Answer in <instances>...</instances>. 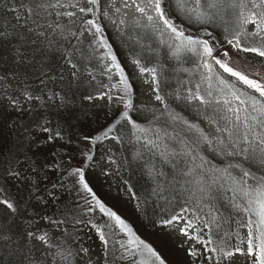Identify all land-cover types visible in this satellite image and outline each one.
Here are the masks:
<instances>
[{
  "label": "rangeland",
  "instance_id": "1",
  "mask_svg": "<svg viewBox=\"0 0 264 264\" xmlns=\"http://www.w3.org/2000/svg\"><path fill=\"white\" fill-rule=\"evenodd\" d=\"M46 3L55 5L57 0ZM207 3L201 0L200 10L214 13ZM163 4L186 36L210 39L215 44L214 55L227 49L245 63L264 68V58L227 44L228 29L235 21L229 11L223 18L214 16L202 23L179 11L176 0H163ZM29 6L30 0H0V188L7 190L18 209L13 212L0 206V264H140L148 259L146 252L133 256L116 243L129 247L131 238L94 207L91 195L74 174L78 168L97 198L116 211L166 264H252L251 258L239 254L223 260L182 235L181 224L165 226L162 221L182 215L195 221L205 239H219L228 232L229 250L246 248L241 239L247 229L239 225L247 217L230 203L232 193L226 189L231 182L223 189L214 187L209 200L196 181L209 180L212 173L205 169H223L229 164L264 175L259 159V148L264 146L254 142L257 151L250 159L246 154L226 156L219 150L218 139L247 147L244 135L252 140L264 128L256 124L250 130L234 117L231 124L221 118L232 113L216 100L231 97L219 91L216 77L248 95L258 94L208 58L213 65V95L207 97L208 83L203 77L208 73L201 59L187 51L174 54L178 42L171 34L162 25L147 26L146 18L134 8H125L122 0H101L95 17L78 8L59 6L40 9V17H33L28 14ZM81 6L89 5L82 0ZM193 6L189 0L188 7ZM93 18L130 85L125 97L131 99L130 110L116 99L123 95L119 70L112 67L111 58L104 55L107 49L97 46L94 30L85 24ZM245 27L252 29V25ZM141 67L154 69V75L142 73ZM114 84L118 87L113 88ZM197 85L211 106L186 99L197 91ZM124 111L129 113L128 120L121 117ZM173 114L179 119L173 120ZM201 133L213 143L204 141ZM186 146L204 158L203 168H194L201 163L198 158L183 154ZM190 168L194 171L186 175ZM229 170L233 176L241 174L240 168ZM205 205L219 218L220 227L212 226L215 234L204 228V221L210 220ZM90 206L92 212L87 211ZM105 223L114 225L116 233L107 236V245L95 227L103 228ZM45 233L47 244L36 238ZM191 248L199 251L197 258L188 254Z\"/></svg>",
  "mask_w": 264,
  "mask_h": 264
},
{
  "label": "snow or ice",
  "instance_id": "2",
  "mask_svg": "<svg viewBox=\"0 0 264 264\" xmlns=\"http://www.w3.org/2000/svg\"><path fill=\"white\" fill-rule=\"evenodd\" d=\"M115 0H113V3ZM125 8H134L142 17L146 18L149 27L156 28L158 25H162V29L165 32L171 34L173 40L177 41L175 47V53L179 54L181 52L187 51L198 56L202 61V67L207 70L208 75L204 76L203 79L208 83V90H206V96L211 97L213 95L211 89L213 87V65L208 62V58H211L215 65L227 73L229 76L235 78L236 81L241 82L247 89L253 90L256 95H248L245 92H241L240 89L236 87L234 83L216 77L218 84L221 86L219 91L223 94L226 93L231 99H218L216 104L222 105L226 108L227 112L232 113V116H223L228 123H232V118L238 123L246 124L249 129H253L256 124H259L261 128H264V78L254 79L250 78L248 69L241 70L240 65L235 62L230 63L223 57L214 55L215 44L210 43V39L203 38H193L192 36H186L184 31L173 23L171 17L168 15L166 8L164 7L163 0H122ZM82 0H68L67 4H61L60 0H57L55 5L46 3V0H30V6L28 8L29 16L40 17V9H47L49 7H73L78 8V11L82 14H92L95 17L96 11L99 10L101 0H86L88 7L81 6ZM177 7L179 11L188 15L189 19L195 18L198 22L207 23L210 22L214 16H220L223 18V13L227 10L230 15H234L235 21L228 29L231 36L227 39V44L231 48L236 49L238 52L244 53H255L257 56L264 58V0H208L207 7L214 9V13L209 14L206 11L200 10L201 0H191L193 7H188L189 0H176ZM119 11V9H117ZM69 16L75 15L73 12L66 13ZM123 23V21H121ZM85 24L89 26V31H93V35L96 37L97 46L100 48L107 49L104 54L111 58L112 67L119 70L120 81L119 85H122L121 91L122 96L116 97L124 103V108L130 110L132 108L131 99L125 100V97L129 96L130 85L127 83V78L124 77L123 69L120 65L116 63V56L111 52V46L107 42V38L103 35V29L97 23L96 19H87ZM252 25V29L249 30L245 26ZM2 35V33H0ZM211 38V34H209ZM229 56V52H224V57ZM71 62V61H69ZM136 63H139L136 61ZM75 67V65H73ZM112 67H109L107 71L111 72ZM143 73L145 71L155 73L154 69L140 68ZM255 75L259 76L260 73ZM118 87L114 84L113 88ZM205 95H201L199 91V85H197V91L190 92V95L186 97L188 100H196L202 105L211 106L212 101L206 98ZM113 97H109L112 99ZM158 101L163 102V98L160 95L156 96ZM233 102H236L233 106ZM167 107V106H166ZM219 111L220 109H216ZM255 113V115H254ZM123 119H129L128 111L121 113ZM173 120L179 119L178 116L172 115ZM118 122V121H117ZM131 122V121H130ZM215 123L216 121L212 120ZM251 122V123H249ZM187 123V122H184ZM189 127H196L194 125H188ZM233 124V127H236ZM133 127H136L133 124ZM111 127L107 131H111ZM199 130V129H197ZM228 132L229 137L232 136V132L228 129H222ZM47 131V129H45ZM201 138L209 144L213 141L209 139L208 136L201 133ZM100 139V137H96ZM243 140L247 142V147H239V142L235 140H230L225 143L223 139H218L219 150L226 156H236L241 154H246L245 158L250 159L255 154L257 149L252 147L255 142L259 146H264V133L255 135L252 140H249L247 134L244 135ZM260 152V162L264 164V147L259 148ZM184 155L191 156L193 160L197 158L201 161L199 165H194L195 167L203 168L205 161L202 156L197 157L193 155L192 148H185ZM91 159V157H88ZM194 168H190L186 175H190ZM240 168L241 174L239 177L233 176L229 169ZM206 172H211L207 182L203 179H198L196 183L200 185L199 191L204 194V198L211 200L212 190L214 187L223 189L225 184L229 181L231 185L226 189L228 192L232 193L230 197V203L232 207L237 212H242L246 215V223H240L239 227L247 229L246 237L241 239L242 244H246V248H241L240 246H235L231 250L228 248V239H231V235L228 232L224 233V236L219 237V239H214L212 236L205 239L204 236L200 235L202 229L198 228L195 221L189 219L185 220L182 215L173 216L171 219L162 221L165 226L172 225L176 226L181 224L179 231L187 239L193 240L201 246L205 247L207 251L211 253H216L222 257L223 260L230 261L231 258L237 254L243 255L251 258L252 264H264V175L257 176L250 170L243 169L239 164H229L228 167L211 168L205 169ZM74 174L79 176V184L85 192L91 195L92 201L95 202L94 207H98L99 211L107 216L111 221L115 222V226H119L121 232L126 233L131 239L127 241L129 247H125V244L120 241H116L120 248H124L126 252L135 256L137 253L143 255V253L148 254V259L143 260L140 264H166L165 260L160 256L159 253L148 243L142 240L133 231V228L120 216L116 211L109 207H106L100 199L97 198L93 189L85 180L84 172L82 169H75ZM85 204L91 205V201L85 200ZM0 206L7 210L13 212L18 211L16 204L12 201L7 190L0 188ZM93 206L87 208L88 212L94 210ZM209 217L210 220L204 221V228L209 229L210 232L214 233L215 228H219L218 217L215 211L209 206ZM185 211H187L185 209ZM255 217V219H253ZM199 220L200 217H197ZM77 222H81L77 220ZM96 231L99 234V238L105 245L109 243L107 236H114L116 233L113 231L114 225L105 223L103 228L95 226ZM215 234V233H214ZM30 235H32L30 233ZM236 237L239 239V233H235ZM41 242L48 243L47 234H42L38 237ZM209 245H215L214 247H208ZM59 254V253H58ZM188 254L194 258H197L200 253L198 250L191 248ZM123 258V255L122 257ZM219 264V262H217Z\"/></svg>",
  "mask_w": 264,
  "mask_h": 264
},
{
  "label": "water",
  "instance_id": "3",
  "mask_svg": "<svg viewBox=\"0 0 264 264\" xmlns=\"http://www.w3.org/2000/svg\"><path fill=\"white\" fill-rule=\"evenodd\" d=\"M228 51L227 49H222L219 50L218 53H216V55H218L219 57H223L225 60H228L230 63L235 62L236 64L240 65L241 70L243 69H248V73L250 74V78H254V79H262L264 78V68H260V67H255L251 64H247L244 61L240 60V58H238L237 56H235L234 54L229 52V56L224 57V52ZM256 73H260L259 76L255 75Z\"/></svg>",
  "mask_w": 264,
  "mask_h": 264
}]
</instances>
